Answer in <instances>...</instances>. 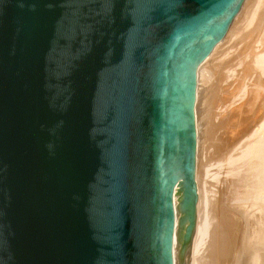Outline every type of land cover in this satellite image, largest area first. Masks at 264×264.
I'll return each instance as SVG.
<instances>
[{
    "label": "water",
    "instance_id": "obj_1",
    "mask_svg": "<svg viewBox=\"0 0 264 264\" xmlns=\"http://www.w3.org/2000/svg\"><path fill=\"white\" fill-rule=\"evenodd\" d=\"M257 0H0V264H189L197 69Z\"/></svg>",
    "mask_w": 264,
    "mask_h": 264
},
{
    "label": "rangeland",
    "instance_id": "obj_2",
    "mask_svg": "<svg viewBox=\"0 0 264 264\" xmlns=\"http://www.w3.org/2000/svg\"><path fill=\"white\" fill-rule=\"evenodd\" d=\"M254 10H256L255 13ZM250 14H254L251 21L248 23L247 20L245 26L237 30L220 47L222 52L210 67L208 77L201 80L200 84L202 85L199 86L203 87H198L197 93L202 95L200 98L197 96V99L200 100H197L196 103L197 137L198 139L199 136L202 138L198 140L199 146L201 145L199 147L201 150L198 152L199 167L197 169L199 189L208 200V213L211 212L209 213L211 217H208L210 219L217 217L216 220L212 219L214 223L221 220L218 218L220 215L230 220L233 218L232 222H234L237 243L240 245L242 264L253 263L252 260L256 259L260 252V245L262 247L264 244V217L258 215L253 217L248 193L241 196L240 192H237L234 188L237 176L230 174L229 168H227L230 161L240 154L238 151L243 152L244 149L246 152L247 145L250 144L249 147H251V144L256 143L254 139L257 140L261 126L264 124V0H260ZM250 14L248 18H250ZM199 91H202L201 94ZM200 102L201 105L198 104ZM243 104L249 106L248 108L253 112L251 118L243 122L244 126L242 125L238 129L236 128L238 124L231 116ZM201 106L202 108H200ZM245 166L248 165L245 164ZM246 167L245 169H247ZM246 195L245 200L243 197ZM213 213L216 217H213ZM251 220L255 223L253 222V224ZM213 222L210 224L211 227L209 226L210 237L214 232L213 228L218 225V222L215 225ZM209 236L206 239H211ZM248 256L253 259L249 260Z\"/></svg>",
    "mask_w": 264,
    "mask_h": 264
},
{
    "label": "bare ground",
    "instance_id": "obj_3",
    "mask_svg": "<svg viewBox=\"0 0 264 264\" xmlns=\"http://www.w3.org/2000/svg\"><path fill=\"white\" fill-rule=\"evenodd\" d=\"M259 1L260 0H257L255 7H257V5L259 4ZM255 11L256 10H254V13H255ZM253 15L254 14H250V18L246 19V21L248 20V23L253 18ZM246 21L244 22L242 27L245 26V23H247ZM239 29H241V28H239ZM230 40H232V38H230ZM230 40H228V42H230ZM221 46L222 45H220L215 51L210 53L207 56V58L203 62H201V64L199 65V67L197 69L196 103L198 102L197 100H200V99H197L198 98L197 96H199V98H200V96L202 95L201 94L202 91L201 92L199 91L201 95H199L197 93L198 87L199 88L203 87V86L202 87L199 86V85H202V84H200L201 80H203V78L206 76L208 77L210 67L212 66L214 61L219 57V55L222 52L220 50ZM196 103H195V119H196V125H197L198 124V122H197V117H198L197 115L198 114L196 113V110H197V104ZM198 104L201 105V102ZM248 107L249 106H246V104H243L241 106V108L231 116V118L234 121H236V124L239 125V126L237 125L236 128L241 127L244 124L243 122H245V120L251 118V114L253 111L251 112ZM200 108H202V106ZM197 126H196V132H197ZM261 127L262 128L260 130L261 131L260 135L258 134L260 137L258 136L257 140H255L256 138L254 139V141L256 143L251 144L253 147L252 146L249 147V145H250L249 144V145H247L249 149L248 148L245 149L246 152H244V149H243V152L241 150L238 151V153L240 152V154L237 157L235 156V159L231 160L229 167H227V168H229L230 172L228 170L227 171L230 174L237 176V178L235 179L236 183H235V187H234V188H236L237 192H240L241 196H245L246 192L248 193L250 203L252 205L251 211L253 213V217H255L257 215L264 217V124ZM236 133H237V131H236ZM201 135H203V134H201ZM239 138H240V136H239ZM200 139H202V138H200V136H199V139L197 137L196 170H195V181H196V186H197V203H196L195 226H194V229H193V232L191 235L189 263L190 264H242V258L240 257V249H239L240 245L237 243L236 233L234 231V224H233L234 222H232L233 218H232V220H230V219H227L225 216L221 217V215H220V217H218V218H221V220L219 219L220 223L218 221H216L214 223L212 221L213 218L212 219L209 218V217H211V216H209V215H211V214H209L211 212L209 211V213H208V207H209V204L207 202L208 200L204 194L203 195L201 194V190L199 189V185H198L199 183L197 180V176H198L197 175V172H198L197 169L199 167L198 166V161H199L198 160V154H199L198 152H200L199 150H201V148H199V147H201V145L199 146L200 143L198 142V140H200ZM203 139H204V136H203ZM245 164H247L248 166L246 167ZM245 167L247 169H245ZM204 191H205V189H204ZM243 198L246 200L247 195H246V197H243ZM241 201L245 202L242 199H241ZM217 212H215V213H217ZM212 215H213V217H216V216H214V213ZM257 218H259V217H257ZM216 219H217V217H216ZM261 219H263V218H261ZM210 220H211V223H209ZM258 220L259 219H257V221ZM251 221H252V223L254 222L253 220H251ZM259 221H261V220H259ZM212 222L214 223L213 225H215L218 222V225H216L217 227L213 228L214 232L212 233V235L210 234L211 235V237H210L209 236V231H210L209 228L211 227L210 224H212ZM255 233H257V232H255ZM208 236L211 239H209V238L206 239ZM245 236H244V238H245ZM206 240H207V242L209 240V242L207 243ZM243 240H245V239H243ZM248 241H249V239H248ZM243 248H245V247H243ZM260 248L261 249H260V252L258 253V255L255 252V254L257 255L256 259L250 258L249 257L250 255L248 256L250 258L249 260L253 259L252 260L253 263L250 262L251 264H264V244L262 247L260 245ZM254 250H256V249H254ZM248 257H246V258H248ZM246 260H248V259H246Z\"/></svg>",
    "mask_w": 264,
    "mask_h": 264
}]
</instances>
